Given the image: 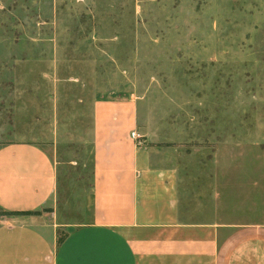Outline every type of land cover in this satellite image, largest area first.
Masks as SVG:
<instances>
[{"label":"rangeland","instance_id":"374dc122","mask_svg":"<svg viewBox=\"0 0 264 264\" xmlns=\"http://www.w3.org/2000/svg\"><path fill=\"white\" fill-rule=\"evenodd\" d=\"M100 98L135 106V139L179 162L189 196L214 170L244 193L264 162V0H0V145L38 143L57 172L27 220L90 219Z\"/></svg>","mask_w":264,"mask_h":264},{"label":"crops","instance_id":"0c3cea01","mask_svg":"<svg viewBox=\"0 0 264 264\" xmlns=\"http://www.w3.org/2000/svg\"><path fill=\"white\" fill-rule=\"evenodd\" d=\"M132 131L131 102H94L90 219L79 224L27 220L55 196V164L38 143L0 145V210L25 213L0 220V264H264V162L242 175L244 193L221 190L214 170L189 196L179 162Z\"/></svg>","mask_w":264,"mask_h":264},{"label":"trees","instance_id":"16d2710c","mask_svg":"<svg viewBox=\"0 0 264 264\" xmlns=\"http://www.w3.org/2000/svg\"><path fill=\"white\" fill-rule=\"evenodd\" d=\"M1 213L7 217L25 214L23 212H12V211H2Z\"/></svg>","mask_w":264,"mask_h":264},{"label":"built area","instance_id":"2783aa9c","mask_svg":"<svg viewBox=\"0 0 264 264\" xmlns=\"http://www.w3.org/2000/svg\"><path fill=\"white\" fill-rule=\"evenodd\" d=\"M130 136H131L132 138H137V137H138V135H137L136 132H134V131L131 132Z\"/></svg>","mask_w":264,"mask_h":264}]
</instances>
